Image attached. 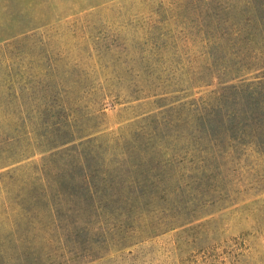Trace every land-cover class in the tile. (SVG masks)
<instances>
[{"label": "trees", "instance_id": "16d2710c", "mask_svg": "<svg viewBox=\"0 0 264 264\" xmlns=\"http://www.w3.org/2000/svg\"><path fill=\"white\" fill-rule=\"evenodd\" d=\"M165 3L159 20L138 27L128 20L116 28L113 23L93 42L112 86L110 94H102L100 107L107 98L121 100L140 110L143 124L129 134L97 135L81 132L87 127L84 117H64L58 127L65 138L54 148L72 144L69 149L24 166H13L24 160L14 158L22 140L0 139V170L6 169L0 171V184L17 193L36 186L58 192L12 198L14 217L0 228V264L33 263L34 248L26 239L41 221L35 216L39 204L55 210L63 200L71 205L66 215L45 219L49 230L89 232L93 218L125 213L139 203L175 200L189 207L190 201L198 202L188 215L206 206L223 207L241 194L248 173L259 172V161L264 162V0ZM166 61L175 63L171 72L179 78L168 79L169 68L164 78L158 74ZM64 78L59 89L65 83L66 89L52 96H72L67 106L73 107L76 81ZM180 84L197 89L199 96L169 102L166 89ZM69 137L75 138L65 140ZM22 172L28 176L24 182L18 180Z\"/></svg>", "mask_w": 264, "mask_h": 264}, {"label": "rangeland", "instance_id": "374dc122", "mask_svg": "<svg viewBox=\"0 0 264 264\" xmlns=\"http://www.w3.org/2000/svg\"><path fill=\"white\" fill-rule=\"evenodd\" d=\"M162 5L166 7L165 0H0V139L20 138L22 149L14 158L24 159L13 166L40 163L71 146L54 148L65 138L58 127L64 117H84L87 127L81 132L97 135L129 134L145 122L140 110L121 100L107 98L100 107L102 94H110L112 86L110 71L99 60L93 42L113 23L116 28L128 20L138 27L139 22L159 20ZM127 30L133 35L134 28ZM170 62L158 74L164 78L169 68L168 79L179 78L171 72L176 65ZM64 76L76 81L73 90L78 101L73 107L67 106L72 96H52V91L66 89V83L59 89ZM183 86L166 89L171 92L169 102L199 96L197 89ZM182 89L186 90L179 92ZM259 162V172L248 173L237 199L191 215L198 202L190 201L189 207L175 200L139 203L125 213L106 212L93 218L92 231L60 235L45 226V219L60 212V217L66 215L63 211L71 205L63 200L55 210L39 204L35 216L41 221L35 222L26 239L34 248L32 264H264V162ZM23 173L20 182L28 178ZM42 188L17 193L0 184V228L5 229L14 217L12 198L58 193Z\"/></svg>", "mask_w": 264, "mask_h": 264}]
</instances>
